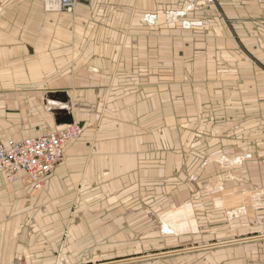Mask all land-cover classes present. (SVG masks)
Listing matches in <instances>:
<instances>
[{
	"label": "crops",
	"instance_id": "1",
	"mask_svg": "<svg viewBox=\"0 0 264 264\" xmlns=\"http://www.w3.org/2000/svg\"><path fill=\"white\" fill-rule=\"evenodd\" d=\"M71 121L41 189L0 170V264H264V0H0V141Z\"/></svg>",
	"mask_w": 264,
	"mask_h": 264
},
{
	"label": "built area",
	"instance_id": "2",
	"mask_svg": "<svg viewBox=\"0 0 264 264\" xmlns=\"http://www.w3.org/2000/svg\"><path fill=\"white\" fill-rule=\"evenodd\" d=\"M49 8L73 13L80 0H43ZM83 129L70 122L52 131L22 140L0 141V170L9 181L23 174L35 189H41L46 179L64 158L66 147L80 138Z\"/></svg>",
	"mask_w": 264,
	"mask_h": 264
},
{
	"label": "rangeland",
	"instance_id": "3",
	"mask_svg": "<svg viewBox=\"0 0 264 264\" xmlns=\"http://www.w3.org/2000/svg\"><path fill=\"white\" fill-rule=\"evenodd\" d=\"M43 3L45 5V7L48 10H50V11L62 12V11H59L57 9L49 8L44 1H43ZM162 17H163L162 22H164V23H166V22H177V21L178 22H182L183 19H186L187 18V10H182V11L166 10V11H164L162 13ZM71 122H75V121H71ZM201 122L199 124L198 131H205V128H203L204 122H203V124ZM78 124H80V123H78ZM80 126L83 129V126L81 124H80ZM83 131H84V129H83ZM82 134H83V132H82ZM238 162H242V161L241 160H238ZM21 177L24 178V181L26 183L31 184L29 182V179L24 174ZM18 179H16V180H18ZM16 180H14V181H16ZM7 181H8V183L9 182L10 183L14 182V181H9L8 178H7ZM231 194L232 193H230V191H228L226 193H221L220 195L217 194V195H215L213 197L207 198L206 200H204V202H206L207 205L209 204L210 207H216V208H218V207H222L223 206L224 210L226 211L227 219L232 221L233 219H235V216H236L235 215V212H234L235 211V208L236 207H241L240 205H242V204L243 205H246V204L249 205V204L244 202V200H245L244 197H242V196L234 197V196H230ZM235 202L236 203L238 202L237 206H235V204H236ZM240 203H242V204H240ZM240 214L241 213H239V215Z\"/></svg>",
	"mask_w": 264,
	"mask_h": 264
}]
</instances>
